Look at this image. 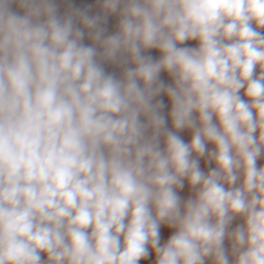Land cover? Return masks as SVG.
<instances>
[{
	"label": "clouds",
	"instance_id": "clouds-1",
	"mask_svg": "<svg viewBox=\"0 0 264 264\" xmlns=\"http://www.w3.org/2000/svg\"><path fill=\"white\" fill-rule=\"evenodd\" d=\"M101 9L0 0V264H138L149 248L155 264H230L226 238L234 264H264V0ZM103 62L135 67L117 78ZM161 224L175 229L163 245Z\"/></svg>",
	"mask_w": 264,
	"mask_h": 264
},
{
	"label": "rangeland",
	"instance_id": "rangeland-1",
	"mask_svg": "<svg viewBox=\"0 0 264 264\" xmlns=\"http://www.w3.org/2000/svg\"><path fill=\"white\" fill-rule=\"evenodd\" d=\"M58 8V13L60 15H64L67 11H69L71 8H80V9H86L90 15H103L102 9H101V0H72V5H69L68 0H55ZM12 9L16 11L18 14H23V9H20L18 4H12ZM119 14L113 13L107 16L106 22L102 25L106 29L105 35H111L115 34L118 31V24H119ZM261 31H264V29H261ZM86 35L84 40L82 41L85 45H91L93 42L90 39V37L87 35V30H85ZM182 47H197L198 41L192 40V41H186L185 44L180 45ZM144 55H150L154 60L160 59L161 53L156 49H150L146 50ZM104 70L108 74H113L117 78H121L123 75L124 67H135L134 64H127V65H120L118 63H112V62H103ZM260 68L257 66L256 69V75H259ZM160 80H162L166 85L171 84L172 78L167 72H161L160 74ZM240 95L242 98L247 99V97L244 95V89H241ZM156 100H163L165 107L162 109V114L165 116V119L167 121V128L172 131H176L172 126V121L170 118V110H171V102L169 98L165 94H161L160 96L156 97L154 99V103ZM195 115V114H194ZM143 119V118H142ZM184 141L185 143H190L192 138V130L191 129H184L177 133ZM258 135V133H257ZM161 147H164V141L163 137H161ZM215 145L212 143L207 144L208 151H212L214 149ZM193 157L195 158V154H193ZM259 167V165L257 164ZM199 167L201 171H203L205 174H207L212 168L216 167L214 162H209L207 155L204 157L199 158ZM227 187V185H226ZM182 203L186 201L189 198H194L195 191L192 189V187L189 185L188 181L185 179L184 181V187L183 189H179L177 193ZM127 222V221H126ZM243 223V219L241 217H236L232 223L228 226V231H233L236 227L241 225ZM91 231V229H89ZM175 229L170 228L166 224H161L160 227V243L161 245L165 244L167 240L170 238V236L174 233ZM122 239V238H121ZM224 248L229 255L230 264H234L235 257L232 255V242L230 239L226 238L224 240ZM42 256L44 259H46V256L42 253ZM156 257L154 252L151 248H149V256L147 258L141 259L138 264H155ZM205 264H213V261L211 258H208L205 260Z\"/></svg>",
	"mask_w": 264,
	"mask_h": 264
},
{
	"label": "crops",
	"instance_id": "crops-1",
	"mask_svg": "<svg viewBox=\"0 0 264 264\" xmlns=\"http://www.w3.org/2000/svg\"><path fill=\"white\" fill-rule=\"evenodd\" d=\"M69 5H70V4H69ZM71 5H72V4H71ZM71 5H70V6H71ZM257 164L259 165V167L264 166V157L259 158L258 161H257Z\"/></svg>",
	"mask_w": 264,
	"mask_h": 264
},
{
	"label": "water",
	"instance_id": "water-1",
	"mask_svg": "<svg viewBox=\"0 0 264 264\" xmlns=\"http://www.w3.org/2000/svg\"><path fill=\"white\" fill-rule=\"evenodd\" d=\"M69 4L71 5L72 4V0H68Z\"/></svg>",
	"mask_w": 264,
	"mask_h": 264
}]
</instances>
